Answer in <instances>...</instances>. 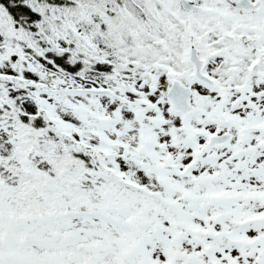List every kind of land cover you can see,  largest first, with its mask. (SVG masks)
Returning a JSON list of instances; mask_svg holds the SVG:
<instances>
[{
    "label": "snow or ice",
    "instance_id": "snow-or-ice-1",
    "mask_svg": "<svg viewBox=\"0 0 264 264\" xmlns=\"http://www.w3.org/2000/svg\"><path fill=\"white\" fill-rule=\"evenodd\" d=\"M0 264H264V0H0Z\"/></svg>",
    "mask_w": 264,
    "mask_h": 264
}]
</instances>
